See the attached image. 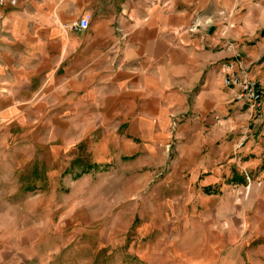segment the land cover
<instances>
[{"label":"crops","instance_id":"obj_1","mask_svg":"<svg viewBox=\"0 0 264 264\" xmlns=\"http://www.w3.org/2000/svg\"><path fill=\"white\" fill-rule=\"evenodd\" d=\"M14 1L0 6V116L34 108L73 132L102 116L131 154L171 149L186 186L180 263L237 264L233 229L264 220V186L249 183L264 184V109L234 102L223 80L233 65L264 87V0ZM82 17L86 30L66 29Z\"/></svg>","mask_w":264,"mask_h":264},{"label":"rangeland","instance_id":"obj_2","mask_svg":"<svg viewBox=\"0 0 264 264\" xmlns=\"http://www.w3.org/2000/svg\"><path fill=\"white\" fill-rule=\"evenodd\" d=\"M20 111L0 116V264L182 263L177 203L186 186L170 177L171 149L131 154L127 134L107 117L88 116V132H73L80 124L65 123L70 117L50 123ZM259 217L233 229L237 264H264Z\"/></svg>","mask_w":264,"mask_h":264},{"label":"built area","instance_id":"obj_3","mask_svg":"<svg viewBox=\"0 0 264 264\" xmlns=\"http://www.w3.org/2000/svg\"><path fill=\"white\" fill-rule=\"evenodd\" d=\"M5 0H0V6ZM10 5H14V0H8ZM89 18L82 17L66 26L70 31H84L88 28ZM228 73L223 80V85L232 91V100L236 103L248 104L256 111L264 109V87L257 82L247 78L246 75L234 71L233 65H227Z\"/></svg>","mask_w":264,"mask_h":264}]
</instances>
